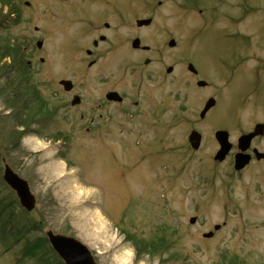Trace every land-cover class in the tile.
<instances>
[{
  "label": "rangeland",
  "instance_id": "rangeland-1",
  "mask_svg": "<svg viewBox=\"0 0 264 264\" xmlns=\"http://www.w3.org/2000/svg\"><path fill=\"white\" fill-rule=\"evenodd\" d=\"M6 2L19 21L0 29V47L17 43L24 54L38 96L36 107L30 97L26 102L39 116L14 149L10 141L20 131L0 98V160L28 183L36 202L26 215L17 205L8 210L25 230L0 244V264H63L47 231L76 238L97 264H228L233 257L264 264V166L240 175L231 159L212 160V129L226 130L235 150L240 130L264 121V0ZM146 18L152 23L136 28ZM102 22L115 33V50L88 68L85 50L104 32ZM135 37L149 53L133 52L128 40ZM188 63L210 89L196 86ZM256 65L261 82L253 91ZM63 79L73 83L79 106L69 105ZM110 88L125 103L96 111ZM210 91L216 105L201 121ZM192 129L202 136L197 151L187 144ZM2 168L0 201L8 203L15 196ZM125 235L145 243L136 263Z\"/></svg>",
  "mask_w": 264,
  "mask_h": 264
},
{
  "label": "trees",
  "instance_id": "trees-1",
  "mask_svg": "<svg viewBox=\"0 0 264 264\" xmlns=\"http://www.w3.org/2000/svg\"><path fill=\"white\" fill-rule=\"evenodd\" d=\"M5 9H7V11ZM18 21V13L8 5L6 0H0V29L4 28L6 24L16 23ZM12 44L13 46L0 47V81L2 79L4 80V82L0 84V98L3 97L5 99V107L10 110V113L12 114L14 129L20 131L16 132L17 136L15 144L9 140L12 147L16 149L22 136L29 132L30 124L36 123L34 117L36 119L39 115H31L32 109H28L26 99L30 97L29 103L31 106L36 107L38 96L33 93L34 87L31 84V73L25 60V56L22 54L17 43ZM33 109L36 111V108ZM9 135L11 137V133ZM66 165L68 168L71 167L67 162ZM11 192L14 194L13 191ZM11 205H17L20 207L16 196L15 200L12 199V201H9L8 203L0 201V244H8L11 240H16L24 234L25 228H20L19 222L14 220L13 216L8 211L10 210ZM22 211L23 214H28L23 209ZM32 229L35 228L32 227ZM125 240L130 243L132 242V246L136 251L134 254V262L136 263L139 256H141V253L147 252L145 250L146 246H144L145 243L136 239L135 236L129 235H125ZM231 261L232 262H228V264H246L238 257L231 258Z\"/></svg>",
  "mask_w": 264,
  "mask_h": 264
},
{
  "label": "water",
  "instance_id": "water-1",
  "mask_svg": "<svg viewBox=\"0 0 264 264\" xmlns=\"http://www.w3.org/2000/svg\"><path fill=\"white\" fill-rule=\"evenodd\" d=\"M151 23V19L137 20L136 26H148ZM42 43L37 42V48H41ZM132 48L137 49L140 46V41L138 39L133 40ZM169 47H174V40H170L168 42ZM143 49H148L144 47ZM149 60H145V64H147ZM187 70L191 73H196L194 67L189 64L187 66ZM171 71V68L166 70L167 73ZM205 82L200 81L197 83L198 87L205 86ZM60 85L63 86L64 90L69 91L72 88V84L70 81H60ZM106 98L108 100H116L120 101L121 98L117 93H108ZM80 102L79 97H73L71 101V105H77ZM214 99L210 98L206 101L202 111L200 112V118H204L205 114L214 106ZM257 128H261L260 126H256L255 132L250 133L248 135L241 136L238 140V149L245 151L249 146L251 139L256 135ZM215 138L220 146L219 151L214 157L216 161H222L227 153L229 152L231 145L228 143V134L225 131H217L215 133ZM201 136L196 131L190 132L188 136V142L192 149L197 150L200 145ZM248 163L247 157L240 155V153L235 155L234 161V169L240 170ZM3 180L4 182L15 192L20 206L26 211L31 212L35 207V198L31 194L28 183L21 179L17 174H15L8 165L4 166L3 170ZM195 218H191L189 220L190 224L195 222ZM219 226H215L214 229L217 230ZM212 233L204 234V238H209ZM47 240L52 247L53 251L58 255V257L63 261L64 264H96L94 257L92 256L90 250L79 242L76 238L67 237L64 235L54 234L51 231L46 232Z\"/></svg>",
  "mask_w": 264,
  "mask_h": 264
},
{
  "label": "flooded vegetation",
  "instance_id": "flooded-vegetation-1",
  "mask_svg": "<svg viewBox=\"0 0 264 264\" xmlns=\"http://www.w3.org/2000/svg\"><path fill=\"white\" fill-rule=\"evenodd\" d=\"M118 20H119V22L121 24H125L124 20H120V18H118ZM101 24H102V29L101 30H104V32L99 33L96 36V40L95 39L92 40V43H91L92 50H88V49L85 50V55L88 58V63H87V67L88 68H93L94 66H96L98 64V62L102 59L103 53L109 54V53H111V52H113L115 50V47H114L115 46V42H113L114 46L111 43V38L115 35V33L110 32L111 26L108 23L102 22ZM114 39L116 41L118 38L116 39L114 37ZM119 42H121V40ZM131 42H132V39H129L128 40V44L130 45ZM103 45H106V47H107L104 50V52L101 51V48H102ZM133 52L147 54V53L150 52V49H148V50L137 49V50H133ZM89 63H92L91 66L88 65ZM258 68H259V66H257L255 70L260 72V70ZM190 78L194 82H197L199 80H203L199 76L198 72L196 74H191ZM208 88L210 89L211 85L210 86L206 85L202 89H208ZM72 92H73V89L70 92H67V94L71 95V99H72L73 96L76 95V94H74ZM109 92H117V91L115 89H113V88H110V89L102 92V94H101V96L99 98L100 101L94 106L96 111H99V112L100 111H104L109 104H111V105H113V104L121 105V104L125 103V99L126 98H125V96H123V94H120V93H119L121 95V101L120 102L108 101L106 99V94L109 93ZM210 97L217 98V95L213 91H210V94L205 98V100L207 98H210ZM129 105L134 107V108H137L139 106L138 103L135 102V101L130 103ZM204 119H205V117H204ZM204 119H201V121L204 120ZM258 124H262V127L257 131L256 136L254 138H252V140L250 141V145H249L248 149L246 151L240 152V154L245 155L246 157H248V160H249L248 164L244 168L240 169V171H238L240 173V175L244 171H246L248 168H250L252 165H254V164L264 166V121L256 122L251 127H249L248 129L240 130V133L236 136V140H237V138L239 136L251 133L253 131L254 127L256 125H258ZM217 130H222V129H218V128L212 129L213 134ZM212 131H211V133H212ZM233 150L234 149H231V151L228 153V155L226 156V158H225V160L223 162H225L227 159H229V160L231 159L232 163H233V159H234V156L236 154V149L234 151ZM216 164H221V163H216Z\"/></svg>",
  "mask_w": 264,
  "mask_h": 264
},
{
  "label": "bare ground",
  "instance_id": "bare-ground-1",
  "mask_svg": "<svg viewBox=\"0 0 264 264\" xmlns=\"http://www.w3.org/2000/svg\"><path fill=\"white\" fill-rule=\"evenodd\" d=\"M93 213H94V212H93ZM95 216L99 219V216H98V215H95V213H94L93 217H95Z\"/></svg>",
  "mask_w": 264,
  "mask_h": 264
}]
</instances>
